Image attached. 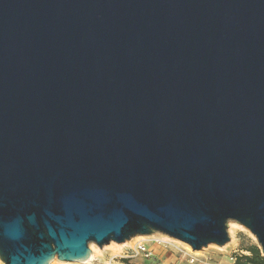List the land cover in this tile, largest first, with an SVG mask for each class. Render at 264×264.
<instances>
[{"label": "water", "instance_id": "obj_1", "mask_svg": "<svg viewBox=\"0 0 264 264\" xmlns=\"http://www.w3.org/2000/svg\"><path fill=\"white\" fill-rule=\"evenodd\" d=\"M264 257V0H0V260L160 233Z\"/></svg>", "mask_w": 264, "mask_h": 264}, {"label": "built area", "instance_id": "obj_2", "mask_svg": "<svg viewBox=\"0 0 264 264\" xmlns=\"http://www.w3.org/2000/svg\"><path fill=\"white\" fill-rule=\"evenodd\" d=\"M153 246L148 242L139 241L133 248L132 257H141L143 259H152L157 255V249H163L166 252L168 264H250L246 261L249 253L234 250L231 252L211 253L208 250L203 254H197L192 250L176 243H168L160 240H153ZM157 245V246H156ZM169 256H167V254Z\"/></svg>", "mask_w": 264, "mask_h": 264}, {"label": "rangeland", "instance_id": "obj_3", "mask_svg": "<svg viewBox=\"0 0 264 264\" xmlns=\"http://www.w3.org/2000/svg\"><path fill=\"white\" fill-rule=\"evenodd\" d=\"M233 235H234V240L232 241L231 239L230 243H228L230 244L229 248L224 249V250H219L218 248L209 249L208 247L206 249H208V251L211 253H217V254H219V252L229 253L234 250H239V251H243L246 253L248 252L250 255H252L249 250L252 247L259 248L258 244L255 241H253V239L247 233L241 230H236L234 231ZM152 241L153 240H146V242H148L151 246H153L154 244ZM91 245L92 244H90V246ZM114 246L115 244H113V242H111L109 245L104 246L102 249H100L97 246V251L99 252H96V255H94V251L91 249L92 257L94 256L92 264H168L167 257H165L166 252H164L163 249L156 248L157 249L156 257L152 259H143L141 257H132L133 256L132 250L135 246V243L132 246L125 247L120 251L114 250ZM169 254L170 253H168L167 256H169ZM261 256L263 257L262 253H261ZM51 264H63V263L60 262L59 260H56L55 262H52Z\"/></svg>", "mask_w": 264, "mask_h": 264}, {"label": "bare ground", "instance_id": "obj_4", "mask_svg": "<svg viewBox=\"0 0 264 264\" xmlns=\"http://www.w3.org/2000/svg\"><path fill=\"white\" fill-rule=\"evenodd\" d=\"M236 230H241V231L247 233V234L253 239V241H255V242L258 244L256 237H255V236H254V235H253L248 229H246L244 226H242V225H240L239 223L234 222V221L229 222V229H228L232 241L234 240V235H233V233H234V231H236ZM153 234H154V235H153ZM153 234L148 235V236H142V235H140V236H136V237L130 239L129 241H127V242H125V243H122L121 245H120V244H117V243H115V242H113V244H115V246H114V250H116V251H120V250H122V249L125 248V247H129V246H132L134 243H135V244L138 243L139 241H144V242H146V240H155V239H157V240L164 241V242H168V243H176V244H180V245H183L184 247L188 248L189 250H192V251H193V249L191 248V246L188 245V244H186V243H184V242H181V241H179V240H176V239L170 238V237H168V236H166V235H163V234H160V233H153ZM229 243H230V242H229ZM229 246H230V244H226V245L223 246V247H219V246H217V245H209L208 247H209V249H210V248H216V249L218 248L219 250H224V249L229 248ZM208 247H206V248H208ZM90 248L94 251V255H96V252H99V251H97V246H96L95 244H92V245L90 246ZM107 248H108V247H107ZM206 248H204V249H202V250H200V251H193V252H195V253H197V254H203L205 251L208 250V249H206ZM98 249H99V248H98ZM105 249H106V248H105ZM105 249H104V250H105ZM99 250H100V249H99ZM93 259H94V256H93V257L91 256L89 259H87V260H85V261H83V262H79V263H71V262H62V263H63V264H92ZM56 260H57V258H56L53 262H55ZM0 263H1V264H4L1 260H0Z\"/></svg>", "mask_w": 264, "mask_h": 264}, {"label": "trees", "instance_id": "obj_5", "mask_svg": "<svg viewBox=\"0 0 264 264\" xmlns=\"http://www.w3.org/2000/svg\"><path fill=\"white\" fill-rule=\"evenodd\" d=\"M249 251L252 255L245 258L247 262L250 264H264V257L261 256V252L258 247H252Z\"/></svg>", "mask_w": 264, "mask_h": 264}]
</instances>
